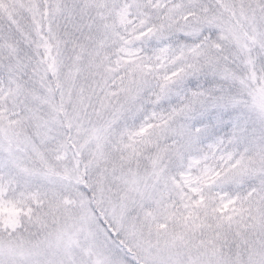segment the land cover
I'll return each instance as SVG.
<instances>
[{"label": "snow or ice", "instance_id": "obj_1", "mask_svg": "<svg viewBox=\"0 0 264 264\" xmlns=\"http://www.w3.org/2000/svg\"><path fill=\"white\" fill-rule=\"evenodd\" d=\"M0 264H264V0H0Z\"/></svg>", "mask_w": 264, "mask_h": 264}]
</instances>
